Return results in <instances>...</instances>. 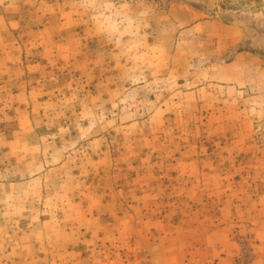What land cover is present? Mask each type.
Listing matches in <instances>:
<instances>
[{"label":"rangeland","instance_id":"obj_1","mask_svg":"<svg viewBox=\"0 0 264 264\" xmlns=\"http://www.w3.org/2000/svg\"><path fill=\"white\" fill-rule=\"evenodd\" d=\"M0 264H264V0H0Z\"/></svg>","mask_w":264,"mask_h":264}]
</instances>
